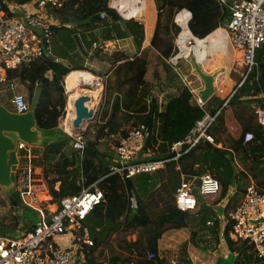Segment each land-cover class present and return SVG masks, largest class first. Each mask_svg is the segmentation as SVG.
I'll return each mask as SVG.
<instances>
[{
    "label": "trees",
    "instance_id": "obj_1",
    "mask_svg": "<svg viewBox=\"0 0 264 264\" xmlns=\"http://www.w3.org/2000/svg\"><path fill=\"white\" fill-rule=\"evenodd\" d=\"M35 2L37 0H0V12L8 17L17 16L20 14L18 7ZM155 4L158 13L150 45L159 53L160 59L166 60L177 53L175 39L180 27L175 22V16L180 8L169 0H155ZM182 5L195 12L188 21V28L199 38L215 29L220 21H228V9L216 6L213 0H185ZM207 7L211 9L197 12ZM44 12L53 21L52 38L58 36L59 32L64 33V40L61 38L60 41L70 42L73 46L68 47L70 57L61 56L54 50L53 59L38 58L28 65L8 70L7 76L26 86L29 100L36 87H41L38 103L34 107L36 125L43 130H53L62 127L65 116L64 77L72 70L86 69L83 67L84 61H81L83 57L75 47V36L82 41L86 53L92 49L93 57L103 58L100 48H92V43L99 40L95 33L99 26L101 39L131 36L137 48L144 40V28L133 19L114 18L110 13L117 12L108 6V0H69L61 8L47 6ZM60 41L57 42L58 46H62ZM110 57L112 70L108 72L104 85L103 106L97 122L83 133L84 151H73L69 144L71 138L64 133L67 139L48 144L42 148L41 155H36L31 162L42 167L46 177L52 176V182H60L59 194L78 192L81 189V176L85 178V185L98 180L103 200L93 207L84 221L92 245L80 242L78 252L83 256L80 264H101L99 259L104 257H107V264H171L166 258H160L158 246L162 235L169 229L190 228L191 242L195 247L206 241L208 229L218 241L217 230L221 222L218 214L225 219L250 184L243 182L248 174L244 169H239L235 163L236 157L242 163H250L253 178L257 179V174L260 176V180L254 183L264 186V127L256 122L254 114V107L264 104V44L255 52L252 70L246 75L244 73L230 92L217 93L202 106L194 102L185 86H181L179 94L168 97L160 108L157 98L144 82L146 62L130 60L123 51H115ZM163 69L169 76L166 65ZM48 73L51 74L50 78ZM205 114L216 115L208 129L214 137L213 144L200 141L177 160L168 161L164 168L152 174L129 179L109 174L114 149L100 150L103 141L114 142L116 134L123 135L129 127L144 125L147 131L144 151L148 154L145 159L170 158L169 145L185 137L195 121ZM238 128L240 131L236 135L234 131ZM247 131L253 133L254 139L244 144L243 135ZM223 142L228 146H217ZM205 172L218 179V193L212 196L198 194L196 208L192 211L177 209L174 192L180 175L200 176ZM52 195L58 197L56 191ZM205 197L208 199L205 200ZM148 202H152L156 208L153 216ZM21 204L35 211L23 202ZM208 204H220V212L214 211ZM11 208L15 211L13 206ZM12 220L11 226L14 227L18 221L16 217ZM128 229L137 232L136 239L128 241L120 238L118 245L121 251L106 254L101 242L113 238L120 230ZM230 230V223L225 224L222 237L228 250L237 255L235 263L264 264V260L255 255L249 244L232 239ZM148 253H153L154 258L147 259ZM241 256L243 258L239 260Z\"/></svg>",
    "mask_w": 264,
    "mask_h": 264
},
{
    "label": "built area",
    "instance_id": "obj_2",
    "mask_svg": "<svg viewBox=\"0 0 264 264\" xmlns=\"http://www.w3.org/2000/svg\"><path fill=\"white\" fill-rule=\"evenodd\" d=\"M68 1L37 0L30 4V8L23 11L20 8V14L12 17L0 12V84H4L10 93L9 100L15 113L26 112L29 101L18 90L16 79L8 78L7 71L28 65L38 58H54L51 45L53 21L46 16L44 9L47 6L61 8ZM213 1L216 6L228 9L227 28L234 45L242 51L246 75L255 66L256 50L264 44V0ZM187 43L191 44L190 41ZM98 45L93 42L92 48ZM107 78L108 74L104 73L90 82L92 86L104 89ZM218 92H222V89ZM197 103L202 106L204 101L197 99ZM254 114L256 122L264 127V104L255 106ZM215 116L205 114L195 121L185 137L172 142L169 145L170 158L145 159L148 156L144 151L146 128L144 125L129 127L123 135H117L115 158L109 174H118L123 179L152 174L164 168L168 161L177 160L200 141L213 144L214 137L208 129ZM83 133L75 130L69 132L76 152L84 151ZM253 139L252 132L244 133V144ZM23 150L24 154L29 155L27 146L19 142L17 151ZM16 172L19 177L15 175V188L22 202L39 213L40 222L26 233L0 235V264H80L83 258L78 252L80 242L92 245L84 221L93 207L103 200L98 180L85 185V178L81 176V189L78 192L59 194L60 182L50 187L42 167L28 161L21 167L17 164ZM53 191L57 192V198L52 195ZM218 191L219 181L209 172L200 176L181 174L174 192L175 206L181 211H192L196 208L198 194L212 196ZM23 193L26 194L25 198ZM48 193L51 197L47 199L39 197ZM227 223L231 225L230 237L249 244L255 255L264 260V186L251 182L242 199L223 219V226ZM152 258L154 254L148 253L147 259Z\"/></svg>",
    "mask_w": 264,
    "mask_h": 264
},
{
    "label": "crops",
    "instance_id": "obj_3",
    "mask_svg": "<svg viewBox=\"0 0 264 264\" xmlns=\"http://www.w3.org/2000/svg\"><path fill=\"white\" fill-rule=\"evenodd\" d=\"M172 2H175L174 0H169ZM185 0H180L178 2H175V4L178 5L180 8L178 13L175 16V22L177 25L180 27V33L178 34L177 38L175 39V45H176V50L177 53L174 56H171L170 61L168 59L162 60V66L166 65L168 71L170 72L169 76H166V72L162 67L161 72H157V78L155 81V84L153 85L154 81L153 79H150V75L147 74V66H146V73L144 75V82L147 83L150 92L157 98V102L160 105V108H162V104H165L167 101V98L170 96H176L179 94V90L181 86H185L192 94L194 102L197 103V99H200L198 92L203 88L204 84L199 75L195 72L194 64L192 61V58L195 59L196 63L198 64L200 70L208 75L213 74V84L215 87V93L214 95L218 94H226L230 92L232 88L236 85L238 82L239 78L243 76L242 73H240L235 67V64H240L236 62L238 57H241V62H242V51L238 47H236L231 39L230 32L227 28V21H220L218 23V26L213 29L211 32H209L207 35H205L202 38H199L197 36H194L190 29L188 28V21L191 18V15L195 12L189 11L187 8H185L182 4ZM151 3L153 4V10L146 11V7L144 4V0H109L108 6L116 10L117 14L123 18L124 20H129L133 19L143 25L144 28V40L142 42V45L140 48H137L134 44L133 38L131 36H127L124 38L120 39H112V40H103L101 39L100 31L98 30L95 31V33L98 35L99 40L96 41L99 45L96 48L102 49L101 51L105 53L109 47L115 48L116 51H123L124 53L127 54L128 51H136L138 55L137 58H132L130 56V60L132 59H140L144 60L145 59L139 57L141 55V52L146 50L149 52V57L151 54V51H155L159 57V53L151 47L150 45V40L152 38V35L154 33L156 21H157V10H156V4L155 0H151ZM30 4H25L20 7H18V10L21 8L23 11L24 8H29ZM211 9V7H207L203 10L197 11V12H204ZM102 16V15H101ZM147 17V18H145ZM81 45L82 41L80 38H78ZM190 41L191 44L189 45L187 42ZM129 45V47H128ZM117 46V47H116ZM84 49V47H83ZM95 49V48H93ZM84 52L86 53L85 49ZM236 52H239L240 55L236 56ZM86 57L83 62V67L86 69L79 70V71H86L89 72L90 75H92V78H95L96 76H99L101 74L107 73L108 69V61L106 60L105 57L99 58V57H93L92 55V49L90 52L86 53ZM128 55V54H127ZM145 55V54H144ZM229 56L231 60L229 61ZM59 60V59H58ZM64 61V60H60ZM65 62V61H64ZM243 64V62H242ZM146 65L148 63L146 62ZM95 67H98V69H94ZM181 69V70H180ZM183 70L185 72H183ZM47 76L50 78L51 74L48 73ZM91 78V79H92ZM228 84V86H225V84ZM90 83H84V82H78L77 85H75L74 90H78V95L80 94H88L90 92H93L95 89H99L100 93L98 95V100L97 103L95 104H102V98L104 94V89L95 87L90 85ZM90 86V89H82L81 86ZM78 86V87H77ZM18 89L19 85H18ZM222 89V92H218L217 90ZM64 91L66 94V104H68V93L66 90L65 86V77H64ZM213 95V96H214ZM10 93L7 91V94L5 96L6 103H3L0 100V103L5 107L8 108L9 111H13V107L10 103L9 100ZM1 97V95H0ZM92 97V98H91ZM90 101H93V96L90 95ZM209 100V99H208ZM207 100V101H208ZM74 101V100H73ZM87 102V104L89 103ZM205 103V101H204ZM203 103V104H204ZM30 104V100H29ZM198 104V103H197ZM7 105V106H5ZM67 107V105H66ZM95 110V108H94ZM99 117V116H98ZM64 120V119H63ZM73 120V119H72ZM71 120V122H72ZM71 122L69 124L70 130L65 129L66 127L63 126L62 123V128L59 127L57 129L62 130L68 137H70L69 132L74 131L72 129ZM88 122H83L81 125V128L83 129ZM71 138V137H70ZM60 141V140H59ZM19 143V142H18ZM70 144V140H69ZM72 146V145H71ZM73 151H75L73 149ZM18 152V151H17ZM76 152V151H75ZM29 157L34 158L35 156L31 153V150L29 151ZM18 158V167L19 166H24L20 165L21 163L19 162L21 157L17 155ZM20 158V159H19ZM115 158V151L113 152V158L111 159V164L113 163ZM30 159V158H29ZM31 161V160H30ZM38 166V165H37ZM68 191H71L69 189ZM44 196V195H40ZM39 196V197H40ZM12 202V201H11ZM13 206V205H12ZM14 207V206H13ZM15 208V207H14ZM4 213V212H3ZM15 213L16 220L18 221V224L16 226H11L13 222L11 221L10 223L1 224L0 227L3 225L5 230H7L4 234L2 235H7V234H22L30 231L31 226L33 224L27 223L26 220H22L20 213L18 214V210L13 211ZM218 216L221 218L220 226L219 229L217 230L219 237L222 236V229H223V224H222V215ZM9 225V226H8ZM32 230V229H31ZM168 231V230H167ZM211 232L210 229L206 231V238L211 237ZM200 234V233H199ZM137 236V235H136ZM136 236L133 235L130 239L126 237H120V238H125L128 241L135 240ZM165 237H167V242H169L170 246V239L172 237V234L169 232L165 234ZM115 236V242L113 243L112 237L107 239L106 241H102L101 245L106 248V254L108 253H113V252H120L121 248L118 245V239H120ZM191 238V233L189 236V240ZM162 238L158 242L159 246V253H161L162 247ZM219 241V240H218ZM224 241V240H223ZM207 242V241H206ZM220 242V241H219ZM224 247H222V252L227 253L229 250L226 246V244H223ZM201 245H199L198 248H200ZM183 251L182 254L180 255V260L178 262L176 260H173L175 258L174 255H170V262L172 264H208L209 262V257H208V250L204 251H199L197 247L192 245L193 249H190L188 246H181ZM205 247V246H204ZM168 254V253H167ZM225 256V255H223ZM215 261L214 264H219V258ZM107 264V262L105 263ZM254 264V263H253Z\"/></svg>",
    "mask_w": 264,
    "mask_h": 264
},
{
    "label": "rangeland",
    "instance_id": "obj_4",
    "mask_svg": "<svg viewBox=\"0 0 264 264\" xmlns=\"http://www.w3.org/2000/svg\"><path fill=\"white\" fill-rule=\"evenodd\" d=\"M174 1L178 2L180 0H174ZM108 2H109V0H108ZM144 4H145V7H146V11L153 10V4L151 3V0H144ZM102 16H103V14H102ZM145 18H147V17H145ZM161 22H163V19H162ZM99 28H100V26H99ZM64 37H65V34L59 32L58 36L52 38V42H51L52 52L54 54L55 51H58V53L61 56H65V57L69 58L71 53H68V52H70V49L68 47H72L73 48V46L71 44H69L70 42L66 43V41H62V40H64ZM61 38H62V40H61L62 41V43H61L62 46H58L57 42H59ZM74 40H75V44H76L75 47L77 48L78 52L83 57V58H81V61L86 60L85 59V57L87 56L86 53L84 54L79 49L75 38H74ZM128 47H129V45H128ZM115 51H116L115 48L109 47L107 49V51H105V53L102 52L104 54V57L108 61L109 65H108L107 71H109V72L112 70V62H111L110 55H112ZM142 53H143L142 54L143 56L140 55L139 57H141V58L144 57V59L148 63V65H147V71H148L147 74L151 76L150 79H153V81H154L153 85H154L155 81H156V78H157V76H156L157 72H161L163 70L162 69V67H163L162 66V60L158 57V55H156L157 53L155 51H151L150 57H149V52H147L146 50H144ZM127 54H128L129 57L131 56L132 58H137L138 57V56H136V55H138L136 53V51H133V52L132 51H128ZM238 55H240V53L236 52V56H238ZM231 58H232V56L231 57L229 56V61L231 60ZM168 60L170 61V59H168ZM236 62L241 63V65L240 64L239 65L235 64L234 67L240 73L244 74V66H243V64L241 62V57H238ZM94 69H98L99 70L98 67H95ZM183 72H185V71L183 70ZM107 74H108V72H107ZM110 78H111V82L113 83V81H114L113 76H111ZM16 82L18 83L19 88H20V90L19 89L18 90L20 92H22L26 96L27 100L29 101L28 90H27L26 86L21 84L17 79H16ZM225 86H228V84L226 83ZM81 88L82 89H90V86L82 85ZM6 94H7V90L5 89V85L4 84H0V95H1L0 100L3 103H6V99H5ZM99 105L100 104H95V106H94L95 109L96 108L99 109L98 116L100 115V111H101V108H102L103 104H101L100 108H99ZM5 106H7V105H5ZM65 117H66V106H65L64 119H65ZM63 124H64V120H63ZM93 124L94 123H91L88 126L86 125L81 131L85 132L90 127H92ZM127 126L129 127L130 125H127ZM239 131L240 130L238 128V130L237 131L235 130L234 132H236L235 134L237 135V133H239ZM117 135L118 134L115 135V141L114 142H108L106 140L103 141L101 143L100 150H102V151H104V150L113 151V149L115 148ZM224 143H226V142H223V144L222 143H218L217 146L220 147L221 145H224ZM26 146H27V150L28 151L31 150V153L35 157H37L38 155L40 156L41 152H42V148H44V147L39 146V145H26ZM224 146H228V144H226ZM15 152L17 153V155L22 156L20 161H19L21 163L20 165H26L28 163V161L32 165H35L33 162L30 161V160H33V159L31 157H29L27 154H24L25 153L24 150L23 151H18V152H17V150H15ZM233 160H234V158H233ZM235 163L237 164L239 169H241V170L244 169L245 172L248 174V177L243 179V182L245 184H249L251 182H257L258 180H260L259 179L260 176H258V174H257V179L253 178L252 171L249 169L250 163H242V162H240L239 161V157L235 158ZM16 173H15V175L16 176L18 175V177H19V173H17V174ZM143 176H145V175H143ZM49 177H52V176H49ZM49 177H47V179L49 181V186L51 187L53 184H56V182H52V179H49ZM135 178H141V177H135ZM9 186L11 187V183H9ZM232 192H233V189L230 191V193H232ZM43 195L44 196H40L41 199H47V198H49L48 196H50L49 193L48 194H43ZM201 196H204V195H201ZM206 199H208V197H205V200ZM55 202H57V201H55ZM148 204H149V210H150L151 215L152 216L155 215L156 214L155 213L156 212V208L153 206V203L152 202L151 203L148 202ZM11 206H12V203H11L9 194L6 192V190L3 189V187L0 186V223L1 224L2 223L5 224V222L6 223H10L11 221L13 222L12 218L15 217V213H13V209L11 208ZM18 206L20 207V210H18V214L20 213L22 220H26L28 225L29 224L30 225L31 224H38L40 222V215H39L38 212L32 211L29 208H25L24 205L21 204V203L18 204ZM210 207H211V209H213L214 211H217L218 213L221 210L220 204L212 205ZM86 225H87V223H86ZM5 229L6 228H4L3 226L0 227V235L4 234L8 230V229L7 230H5ZM168 232L170 234H172V237L170 239L171 240L170 241V246H169V242H167V239H166L167 237H165V234L168 233ZM190 233H191V229L190 228H182V229H178V230H175V229L174 230H170L169 229L168 231H166L161 237L163 241H162V244H161L162 250H161V253H159L160 258H164V259L166 258L167 261H169L172 258V257L170 258V255H174L175 254V256H174L175 258H173V260H176L178 262V260H180L179 259L180 255L182 254V251H183V249L181 247L182 245L185 246V247L188 246L190 249H193L192 248L193 244L191 242V238L189 240ZM133 235L136 236L137 232L133 231L132 229H128V230H125V231L120 230L119 232H117V234L115 236L118 237V238L126 237V238L130 239ZM115 236L112 239L113 243L115 242ZM218 240L220 242L219 241L216 242V240H215V238L213 236L208 237V238H206L207 242L206 241L205 242H201L199 244V245H201L200 248H198V246H197V249H199V251H204V249L208 250L207 251V253H208L207 255L209 257L208 264H214L219 256H221L219 258V262H218L219 264H236L235 263V261H236L235 259H237V255L235 253L230 252V251H228L227 253H223L221 248L224 247V245H223L225 243L223 241L224 239H223L222 236H220L218 238ZM193 241H196V243H197V240L195 238H193ZM250 252H251V250L248 251V253H250ZM223 255H225V256H223ZM242 258H243L242 256L239 257V260H241ZM99 262H102L101 264H105L107 262V257L100 258Z\"/></svg>",
    "mask_w": 264,
    "mask_h": 264
},
{
    "label": "water",
    "instance_id": "obj_5",
    "mask_svg": "<svg viewBox=\"0 0 264 264\" xmlns=\"http://www.w3.org/2000/svg\"><path fill=\"white\" fill-rule=\"evenodd\" d=\"M114 18H118V14L110 13ZM124 26V24H123ZM79 49L85 54L83 46L81 45L77 35L75 36ZM195 72L203 81V88L198 92L201 101H207L215 93L213 84V74L208 75L203 73L195 59L192 58ZM41 87L37 86L31 99L30 105L26 112L18 114L9 111L0 103V186L9 194L12 199V205L15 210H18L17 205L22 203L21 197L15 188V170L18 164L17 143L21 142L25 145H39L42 147L50 143L67 139L64 132L60 129L43 130L37 127L34 107L38 103ZM90 100L88 94H80L73 101L75 116L71 122L72 129L81 131V124L88 120L89 124L96 123L98 120L99 109L94 110L89 107L87 102ZM101 104L99 105L100 108ZM87 124V126L89 125ZM73 140L70 139V145ZM11 183V187L9 186Z\"/></svg>",
    "mask_w": 264,
    "mask_h": 264
},
{
    "label": "bare ground",
    "instance_id": "obj_6",
    "mask_svg": "<svg viewBox=\"0 0 264 264\" xmlns=\"http://www.w3.org/2000/svg\"><path fill=\"white\" fill-rule=\"evenodd\" d=\"M91 78H92V75H90L89 72L79 71V70H72L65 76V86H66L67 93L68 92L69 93L67 94L68 95V104L66 107V117L64 119L63 126L66 127L65 129H67V130L68 129L70 130L69 124L75 116L73 100L77 97L78 90L73 91V88H75V85H77L78 82L90 83ZM99 91H100L99 89H95L93 92L89 93L91 96H93V101H91V102H89L90 100L88 101L89 103L87 105L89 107L94 108L95 103H97V100H98V95L100 93ZM83 122L89 123L88 120H85ZM25 195L26 194L23 193L24 198H25ZM34 206H36V205H34Z\"/></svg>",
    "mask_w": 264,
    "mask_h": 264
},
{
    "label": "clouds",
    "instance_id": "obj_7",
    "mask_svg": "<svg viewBox=\"0 0 264 264\" xmlns=\"http://www.w3.org/2000/svg\"><path fill=\"white\" fill-rule=\"evenodd\" d=\"M18 144V143H17ZM17 150V149H16Z\"/></svg>",
    "mask_w": 264,
    "mask_h": 264
}]
</instances>
